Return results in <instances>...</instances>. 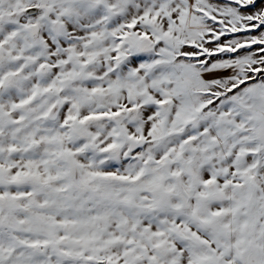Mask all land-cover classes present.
<instances>
[{
	"label": "snow or ice",
	"instance_id": "obj_1",
	"mask_svg": "<svg viewBox=\"0 0 264 264\" xmlns=\"http://www.w3.org/2000/svg\"><path fill=\"white\" fill-rule=\"evenodd\" d=\"M0 264H264V0H0Z\"/></svg>",
	"mask_w": 264,
	"mask_h": 264
}]
</instances>
